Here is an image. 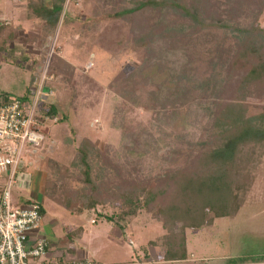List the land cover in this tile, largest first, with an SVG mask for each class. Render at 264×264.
<instances>
[{
	"label": "rangeland",
	"instance_id": "rangeland-1",
	"mask_svg": "<svg viewBox=\"0 0 264 264\" xmlns=\"http://www.w3.org/2000/svg\"><path fill=\"white\" fill-rule=\"evenodd\" d=\"M28 1L32 5L35 0ZM61 1L63 11L57 27L44 25L34 30L39 33L34 75L41 88L31 90L28 101L36 105L37 111L42 102L55 105L59 111L55 118L42 114L47 118L43 125L45 140L38 148L40 155L33 159L34 165L39 163L45 182L50 180L53 184L54 189L47 194L66 191L76 194L87 187L84 170L71 165L83 138L90 139L109 158L92 162L91 178L96 183L138 182L188 166L196 155L205 151L203 145L217 131L218 99L213 93L227 80L230 58L235 52L234 39L224 30H212L209 35L190 39L186 48L182 41L173 40L159 43L158 52L153 55L118 50L110 46L116 32L137 33L156 21V17L145 14L140 19L103 23L99 19L105 11L130 6V2ZM61 1L54 0L49 7L60 5ZM216 1L222 4L225 0ZM227 1L235 8V20L242 25L253 19L249 12L261 10L259 23L264 27V0ZM93 19L98 20L93 22ZM26 49L33 52L32 47ZM8 63L0 55V90L5 91L0 93V101L20 99L34 85L30 63L27 68ZM140 68L138 75L145 80L144 88L121 87L116 92L115 83L122 74L133 77ZM185 72L190 77L177 82ZM192 81L197 85L206 82L208 88H195ZM36 95L39 97L35 98ZM248 115H262L264 128L263 101L251 100ZM63 116L68 122L60 121ZM24 160L29 164L31 157L26 155ZM63 166H70L72 173H63ZM41 180L42 177L40 183ZM13 191L15 197L19 191L27 196L35 195L27 185ZM42 205L43 230L50 227L59 237L76 234L78 228H84L83 239L74 240L81 253L88 252V260L93 264H230L231 258H263L264 152L239 213L216 218L212 225L197 231L188 229L189 258L183 261H164L162 247L148 246L166 232L162 223L144 210L130 221L124 233L114 222L105 219L119 210L111 201L82 215L71 213L47 195ZM100 213L103 216L97 217ZM245 264H264V259Z\"/></svg>",
	"mask_w": 264,
	"mask_h": 264
},
{
	"label": "trees",
	"instance_id": "trees-1",
	"mask_svg": "<svg viewBox=\"0 0 264 264\" xmlns=\"http://www.w3.org/2000/svg\"><path fill=\"white\" fill-rule=\"evenodd\" d=\"M128 1L130 6L105 11L99 22L140 19L145 14L156 17V21L146 29H139L137 33L121 30L116 32V37L110 43L114 49L153 55L158 52L159 43L180 40L186 48L190 39L200 34L209 35L212 30H224L234 39L235 52L230 58L227 80L222 88L213 93L218 99L217 131L203 145L205 151L196 155L188 166L138 182L105 183L102 180L96 183L91 178L94 167L92 162L102 157L105 160L109 158L102 155L103 150L90 139L83 138L71 165L75 169L80 167L84 170L87 187L76 194L66 191L48 195L47 192L54 189L49 180L46 181L45 194L77 215L111 201L119 210L105 219L114 222L124 232L130 221L144 210L154 220L161 222L166 232L148 246L162 247L161 259L164 261H183L189 258L187 230L197 231L203 226L212 225L216 218L236 216L254 184L255 171L258 170V163L264 152V128L261 127L263 116H249L248 113L251 100L264 102V27L259 23L262 13L261 10L249 12L248 16L253 15V19L249 24L242 25L235 20V8H231V3L227 0L222 4L215 0ZM44 2L45 0H35L31 7L39 6L42 10L41 18L50 27L56 28L62 16L64 2L51 8L44 6ZM8 27L0 21V49L8 50L6 58L8 56L13 63L21 67L25 65L26 68L29 61L26 46L10 48L6 44L9 36H5V32L10 30ZM141 70L135 71L137 75L133 77L122 74L120 81L115 83L116 92L121 87L144 88L142 84H145V80L138 75ZM185 77H190L187 72L179 75L177 82ZM192 82L195 88H208L206 82L200 85ZM26 91L19 98L28 103L31 91ZM39 112L51 118L59 116L56 106L50 103L42 102ZM60 121L68 122V119L63 116ZM70 166L61 167L63 173H72ZM44 213L45 209L42 207V218ZM101 216V213L97 215ZM76 231V234H68V238H78L83 229L78 228ZM145 253L148 254L146 248ZM262 259L264 257L229 260L230 264H245Z\"/></svg>",
	"mask_w": 264,
	"mask_h": 264
},
{
	"label": "built area",
	"instance_id": "built-area-1",
	"mask_svg": "<svg viewBox=\"0 0 264 264\" xmlns=\"http://www.w3.org/2000/svg\"><path fill=\"white\" fill-rule=\"evenodd\" d=\"M44 119L36 105L18 98L0 101V264H86L50 261L46 239L30 243L31 234L41 225L42 203L33 199L18 205L13 199L24 157L45 140Z\"/></svg>",
	"mask_w": 264,
	"mask_h": 264
},
{
	"label": "crops",
	"instance_id": "crops-1",
	"mask_svg": "<svg viewBox=\"0 0 264 264\" xmlns=\"http://www.w3.org/2000/svg\"><path fill=\"white\" fill-rule=\"evenodd\" d=\"M49 1V2H48ZM7 2V3H6ZM27 2V4L25 3ZM54 0H45V5L47 8L49 7V3L53 4ZM31 3V2H30ZM29 3L28 0H0V21L3 23V25H8L10 27V30L5 32V36H9L6 40V44L9 45L10 48L14 46H23V47H32L33 52L29 53V61L27 62V65L30 63V69L34 81V85L31 87V90L38 89L41 86L38 85V82L36 80L38 79L34 74L37 70L36 66V57H37V48L38 45V39L39 33L34 32V30L41 29L44 25L49 26L46 23V20L42 19L40 15H42V10L39 6L37 7H31L32 5ZM8 27V28H9ZM44 28V27H43ZM27 50V49H26ZM1 56L6 57V54H8V50H0ZM20 53H17L19 55ZM34 56V58H33ZM7 59L9 61V66L15 67V63L11 61V59L7 56ZM35 63V64H34ZM18 66V65H16ZM7 68V67H6ZM8 67L7 70H10ZM18 68V67H16ZM27 68V66H26ZM36 78V80H35ZM32 81V83H33ZM41 90V89H40ZM1 91V90H0ZM5 92L1 91L0 93ZM32 92V91H31ZM24 93V92H23ZM22 93V94H23ZM44 93H47L44 91ZM5 94V93H3ZM21 94V95H22ZM2 97L0 96V99ZM48 147V146H47ZM41 148V147H39ZM39 149H35L32 151V153H29V156L31 157V161L29 164H25L24 169L22 170V173L19 175V179L14 185V188H23L29 186L30 188H33V191H35V195L33 196H27L18 192L19 195L15 197V191H13V199L16 204L18 205H27L31 200H37L41 203L43 202L44 195L45 194V179L43 177V172H40V167L37 164L36 167L34 165V158L36 159L40 153ZM42 157V156H41ZM42 159V158H41ZM32 170V171H31ZM42 177L41 183L40 178ZM14 190V189H13ZM42 194V195H41ZM94 220L91 221V223ZM96 224V222H93ZM43 226V218L41 221V225L39 226V230L37 229L34 231L30 236V243L35 244L38 239H46L48 242V259L50 261L58 260L62 262H73V261H79L86 264H93L88 259V252L81 253L76 246V240L77 239H83L84 235L86 234V231L83 227H80L83 229L82 234L76 238V240H72L68 238V236H59L56 237L53 231H51L50 227H46L44 230L41 228ZM44 228V227H43ZM125 233V232H124ZM75 242V243H74ZM94 257V255H93ZM95 258V257H94ZM93 260H96L94 259ZM60 261V262H61ZM94 264H96L94 262Z\"/></svg>",
	"mask_w": 264,
	"mask_h": 264
}]
</instances>
